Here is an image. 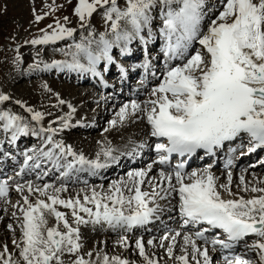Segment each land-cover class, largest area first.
Instances as JSON below:
<instances>
[{"label":"snow or ice","instance_id":"1","mask_svg":"<svg viewBox=\"0 0 264 264\" xmlns=\"http://www.w3.org/2000/svg\"><path fill=\"white\" fill-rule=\"evenodd\" d=\"M46 7L55 11L58 6ZM98 9L104 24V31L99 32L91 24ZM33 14L39 22L48 12L36 15L33 10ZM73 14L76 27L68 26L69 18L63 16V23L56 20L48 30L40 29V36L25 42L45 45L70 40L58 49L66 59L43 63V67L91 73L105 87L103 73L110 65L119 69L121 79L127 76L114 49L125 56L133 51L134 42L143 45L144 60L136 67L145 69L140 81L145 86L144 99L124 102L108 125L116 128L129 120L143 121L154 142H132L130 150L121 152L105 138L97 141L99 150L89 158L55 139L70 126L75 112L71 103L67 104L69 112L57 117L58 126L50 121L47 128L41 125L37 131L32 127L31 134L44 139L39 148L23 153L16 175L50 163L59 176L43 184L31 180L14 184L23 201L12 205L19 209V216L15 211L13 216L20 238L12 240L11 250L7 243L0 244V264H136L126 257L109 256L102 249L95 251V259L92 251L82 254L80 225L106 224L113 231H127L159 219L165 208L178 213V227L166 228L146 243L141 236L135 237L141 264H159L156 255L148 251L156 247L165 248L172 264H212L209 246L212 252H220L223 264H264V178L245 181L241 175L233 191L231 170L220 183L211 164L187 171L186 161L170 162L174 154L191 157L198 150L214 157L227 144L225 155L231 165L238 148L249 153L264 149V0H215L211 6L208 0H123L122 4L118 0H76ZM157 37L164 57L159 72L152 64L156 58L148 54V45ZM41 63L30 67L39 68ZM150 68L155 82L147 87ZM10 99L0 93V102ZM57 102L66 103L59 94ZM15 103L30 113L36 125L41 124L44 113L20 100ZM0 121L3 131L11 133L10 143L30 131L24 117L9 110H0ZM145 148L155 152V159L112 180L107 189L86 185L75 195H61L74 174L96 175L120 155L138 156ZM156 166L157 175H150ZM47 175V171L38 173L36 180ZM12 186L0 180V199L5 204ZM7 227L13 229L11 224ZM210 232L213 234L208 235ZM247 237H253L251 243ZM178 240L179 254L175 251ZM115 243L129 247L126 237ZM237 247L242 251L236 252Z\"/></svg>","mask_w":264,"mask_h":264},{"label":"rangeland","instance_id":"2","mask_svg":"<svg viewBox=\"0 0 264 264\" xmlns=\"http://www.w3.org/2000/svg\"><path fill=\"white\" fill-rule=\"evenodd\" d=\"M121 4L123 3V0H118ZM209 6H211L213 3H215V0H208ZM55 3L57 5V9L55 11H51L46 5H52ZM76 0H0V93H4L8 95L11 99L8 101H5V108L6 110H9L12 112L11 109H13L16 113L22 117H30V113L26 112L24 108H22L20 105L16 104V100L22 101L25 105L32 107L34 110L40 111L44 113L42 120L44 121L42 125H46L50 121L58 122L57 117H62L66 113L69 112V109L66 107L58 104L57 102V89H62V86H69L66 84H63L64 82L60 83L56 79V75L54 71H51L50 77H45L47 79H36L29 82H19L18 79H20V76L22 73H25L26 71H29L32 69L30 67L31 65L37 64L36 62H42L43 63H51L53 60H64L66 57L63 55L61 51L58 49L65 47L68 42L70 43V40H62L57 41L56 43H49L45 45H32L31 43H26L25 41H31L33 38L40 36L42 33L39 31L40 29H47V26L49 24H52L54 26V21L60 20L61 23H63V20L61 19L63 16H67L69 18L70 24L68 26L70 27H76L77 26V17L73 14V8L75 6ZM33 10H35L36 15H42L45 12H48V15L43 16V18L36 22L34 19ZM91 24L97 29V31H104V24L102 16L100 15V10L93 14L91 18ZM79 32V29H78ZM87 33L85 32V35ZM19 57V59H17ZM46 59V60H45ZM18 70V71H17ZM22 70V72H21ZM26 70V71H25ZM33 70V69H32ZM31 71V70H30ZM34 71V70H33ZM18 72V74H17ZM21 72V73H20ZM36 72V70H35ZM53 75V76H52ZM14 76V77H12ZM53 78V79H52ZM52 79V80H48ZM62 81V80H61ZM75 82V81H74ZM45 85H47V90L45 88ZM85 86L78 87V90L85 89ZM84 93V92H83ZM81 94V97L83 95ZM90 95V94H89ZM96 94L90 95L88 97L85 96L84 100L92 97H96ZM59 98L63 99L62 96ZM87 98V99H88ZM93 99V98H92ZM65 100V99H63ZM85 102V101H84ZM83 103H81L82 105ZM111 103L106 102L105 106L106 110H109L110 112L107 113L109 117H112L114 112L120 108H113ZM85 106V107H84ZM83 112L86 111H92L95 110L99 104L92 103V101L88 100V105L86 107V104H84ZM100 107H102L100 105ZM110 107V108H109ZM64 110L62 111V109ZM112 109V110H110ZM84 113H81L84 115ZM105 112L95 115L94 119L90 122L91 125L95 124L96 128L93 131H89L88 134L85 136H91V138H97L101 135L105 134L104 131L107 126L106 120H104V114ZM106 114V115H107ZM82 115V116H83ZM55 117V118H54ZM31 118V117H30ZM53 119V120H52ZM34 122V121H33ZM35 123V122H34ZM137 125V123H136ZM80 129L75 130H69L68 133L71 135L68 140L69 142H74L77 136L73 135H80L79 133ZM99 135V136H98ZM59 134H57L55 139H60ZM74 137V138H73ZM112 138V137H111ZM38 139V136L32 135L29 137V141H34ZM119 140V139H118ZM117 142V141H116ZM121 139L117 142L120 143ZM32 142H29V144L26 143V146L28 149H33ZM112 144L115 143V141L111 142ZM83 150V151H82ZM85 153L84 155L93 158L95 154L86 153V148L78 146V152ZM48 172V170H46ZM43 171H40L42 173ZM45 172V171H44ZM256 176H261L258 172H252ZM58 173V172H57ZM126 173L120 172L116 178H121L125 176ZM115 178V179H116ZM264 178V177H259ZM56 178L53 177V180L56 181ZM111 182V180H108L107 182L103 184H93L92 186H100L103 185L105 189H107L108 183ZM35 183H41V181H35ZM89 185V184H87ZM91 185V184H90ZM69 187V188H74ZM97 189H99L97 187ZM8 203L3 204L4 212L2 210V213H0V244L7 243L9 249L11 250L12 240L16 239L19 241L20 238V232L17 230V219L13 216V210L12 205L17 203V201H20V203H23L21 198L18 196L12 197V195H9L7 197ZM31 199H34L31 197ZM3 200H0V202ZM17 216H19L18 213H16ZM11 224L13 226L12 230H8L7 226ZM15 224V225H14ZM84 229V228H83ZM87 233L82 232V242H83V249H91L93 252V255H95V251L99 249V247H96L97 245H102L100 241H104L103 244L106 243L105 248H103V252L107 253L109 256H112L116 254L113 252L112 249H109V245L111 241H117L120 237L124 236H106L105 235H99V237H91L90 235L86 234H92V225H87L86 227ZM158 235L151 236V237H158ZM110 240V241H109ZM130 243H132L130 248L127 249V251H123L125 253L126 257H129V260L135 261L136 256V250L133 249L134 241H131L129 239ZM134 240V239H132ZM146 241V240H145ZM85 242V243H84ZM250 243V241H248ZM167 245V244H166ZM84 251L82 252V254ZM156 255V254H155ZM159 256V255H158ZM93 259L96 257L92 256ZM87 258V257H86ZM159 258V257H158Z\"/></svg>","mask_w":264,"mask_h":264},{"label":"bare ground","instance_id":"3","mask_svg":"<svg viewBox=\"0 0 264 264\" xmlns=\"http://www.w3.org/2000/svg\"><path fill=\"white\" fill-rule=\"evenodd\" d=\"M76 38L77 39H79V32H78V30H77V33H76ZM69 43V42H68ZM71 43V42H70ZM135 45H136V43L134 42L133 43V45L131 46L132 47V49H133V51L131 52V54H129V56L131 57H133L136 53H137V50H136V47H135ZM114 50H116V49H114ZM46 60V59H45ZM36 63H40V62H36ZM50 64V63H49ZM38 70V71H41V73H39L38 75L36 74L35 76H30L29 78H26V77H23L22 75H24V74H27V73H31V72H33V70ZM32 69H30L29 71H26L25 73H22L21 75H19L20 76V79H18V81L19 82H22L23 84H24V82H29V81H32V80H36V79H40V80H42V79H47V78H45V77H49V78H51L50 77V75L48 74L47 75V73L49 72V69L50 68H47V69H45L44 67H43V65H41L39 68H37V67H32ZM56 69V68H55ZM57 70V69H56ZM18 71V70H17ZM59 72H61V73H63V74H66L65 75V77H63V76H61V77H59V80H58V82H60V83H62V82H64L63 84H66V85H69V86H62V89H57V92H59L60 93V96H62V98L63 99H65L64 101H66V103L65 104H63L62 106H64V107H66L67 109H68V107H67V104L68 103H71L73 106H74V108H75V112L72 114V116H71V118H70V126L69 127H67V128H65V129H63V130H61V131H59L58 132V134H59V138L60 139H57V140H62L65 144H68V145H71L75 150H77L78 151V146H80V147H84V148H86V153H91V154H95L96 153V151H98L99 150V145H98V143H97V141H101V142H103L104 140H105V138L108 140V141H115V143L113 144L115 147H117V148H119L120 150H121V152H123V151H126V150H130L131 149V147H132V142H136V143H138L139 141H141V140H145V139H151V137H149L148 135H147V131H148V126H147V124L145 123V122H143V121H138V120H129V121H127L123 126H117L116 128H111L109 125L107 126V128L109 129L105 134H103V136L101 135L100 137H95V138H91V136L89 137V136H85L86 135V131L84 132V129H81V131H80V133H82V134H80V135H73L74 137L75 136H77L76 137V139L74 140V142H69V140H68V138L71 136V135H69V133H66V131L67 130H69L70 128H72V127H75L76 125H78L79 127H85V126H87V129H89V122H91V120L92 119H94L96 116L95 115H98L99 113H100V110L99 109H95V110H92V111H86L85 113L82 111L83 110V106H84V104H86V107H87V105H88V100H90V101H92V103H94V102H98V103H100V104H103V102L104 101H106V99H103L102 97H100L99 99H85L84 100V98H85V96H87V94H89V91L87 90V88H85V89H80V91L78 90V87L76 86L77 84H79L78 83V81H77V83L76 84H74L73 82H70V79H71V76H73V77H76V76H81L82 78H84V76L85 75H87L88 73H78V72H75V71H69V70H67V69H63V70H58ZM57 71V73H59ZM21 72H22V70H21ZM20 72V73H21ZM17 74H18V72H17ZM60 74V73H59ZM68 75H71L69 78L67 77ZM12 77H14V76H12ZM61 78H64V81H61ZM53 79V78H52ZM52 79H48V80H52ZM57 79V78H56ZM66 80H68L67 82H66ZM79 80V79H78ZM52 81H55V79L54 80H52ZM92 91V93H93V90H91ZM84 92V93H83ZM58 93V94H59ZM83 93V95H82V97H81V94ZM142 99H144V98H142ZM85 101V102H84ZM81 103H83L82 105H81ZM6 103L5 102H0V110H6V108H5V105ZM85 107V106H84ZM12 110V112L14 113L15 111L13 110V109H11ZM64 110V108L62 109V111ZM19 112V111H18ZM18 112H16V114H18ZM81 113H84V115L83 114H81ZM19 115V114H18ZM83 115V116H82ZM95 116V117H94ZM31 117V116H30ZM28 118V117H24V119H25V122H27L28 124H29V126H30V131H29V133L28 134H20L16 139H17V141H16V143H15V147L13 148V150L15 149V148H21L22 147V144L24 143V139H26L28 136H30L31 135V128L32 127H36L37 128V131L39 130V127L42 125V124H45V123H43L44 121L43 120H41V124L40 125H36V123H34L32 120H31V118ZM55 118V117H54ZM111 119H113V117H111L110 119H107V121H109V120H111ZM53 120V119H52ZM107 121H105V122H107ZM54 122V121H53ZM0 123L2 124V121H0ZM136 123H137V125H136ZM58 124H59V121L58 122H54L53 124H52V126H54V127H56V126H58ZM44 128H47V127H49V123H47L46 125H42ZM88 132V131H87ZM99 136V135H98ZM43 137V136H42ZM73 137V138H74ZM112 137V138H111ZM56 138V137H55ZM44 139V137L42 138V140ZM121 139V142L120 143H117L119 140ZM42 140L41 141H39V143H37L38 144V146H36V148H39L40 147V145H41V143H42ZM117 141V142H116ZM7 145H8V143H7V140H4L3 141V144H2V146L4 147V148H7ZM13 150H11L12 152H14ZM145 150H147V148H145L143 151H145ZM83 151V150H82ZM142 151V152H143ZM85 154V153H84ZM142 154V153H141ZM140 154V155H141ZM90 155V154H89ZM140 155H138V156H140ZM123 156L124 155H120L119 156V158H118V160L116 161V162H113V163H110L109 164V166L107 167V168H104V169H101V170H99L100 172H103V177L104 178H106L107 177V174L109 173V172H107L106 170L107 169H112V168H114V165L116 166V167H121L122 166V164H121V162L122 161H124V159H122L123 158ZM2 157V155L0 156V158ZM264 158V157H263ZM148 164V163H147ZM147 164H143V167H145ZM43 165V164H42ZM42 165H41V167H42ZM140 167H142V166H140ZM156 168H157V166L156 167H154L153 168V170H152V172L150 173V175H152V176H156L157 175V171H156ZM51 170L52 171H54L55 169L54 168H52L51 167ZM116 172V173H115ZM110 173H115V174H118V171H115V170H111V172ZM154 173V174H153ZM215 174V173H214ZM241 175H243L244 176V178H245V181H253V179H254V177L256 178V179H260L259 177H257V176H255V175H250V174H248V172L245 174V172H240V173H233V175H232V190L233 191H236L237 190V186H238V184H239V178H240V176ZM218 178H219V181L218 182H220V183H223V182H225L226 181V176H227V174H224V175H216ZM102 177V178H103ZM261 177H263V176H261ZM50 178H51V175L49 174V175H47L43 180H45V182H48L49 180H50ZM108 178H110V180H114L112 177H108ZM89 183L90 182H92V181H89V180H87ZM17 182H19L18 181V179L17 178H14L11 182H10V184H15V183H17ZM59 182V181H58ZM78 186H80V187H78ZM82 187H84V186H82V185H79V184H77V188H73V189H69L68 188V190L65 192V193H62L61 195L63 196V197H68V196H70V195H75L76 194V191L77 190H79L80 188H82ZM12 190L9 192V193H13V195H21L20 193H18L16 190H15V187H14V185L12 186V187H10ZM97 190H99V189H97ZM243 194V193H242ZM20 198V197H19ZM33 198L35 199V197L33 196ZM33 199V200H34ZM22 200V199H21ZM161 204H164L165 202L164 201H161L160 202ZM4 206H5V204H4ZM59 207V210H61V211H65V212H68L69 210H67V209H64L62 206H58ZM2 210H3V203L2 202H0V213H2ZM5 210V209H4ZM14 210V209H13ZM172 211H169L167 208H165L161 213H160V218L159 219H157V220H153L152 222H150V224L151 223H155V224H157V225H159L160 227L161 226H163L164 224H165V222L166 221H168V220H170V218H172V219H175V220H178L179 219V217H178V213L176 212V211H174V213L172 214L171 213ZM16 213H19V209L17 208L16 209ZM49 222L50 223H52V220H51V218H50V220H49ZM15 225V224H14ZM17 225V224H16ZM86 226V224H84V225H80V231H81V234H82V232H85V230L83 229L84 227ZM171 228H177V226L176 225H172V227ZM8 230H9V228H7ZM17 229H19L18 227H17ZM19 230H17V232H18ZM139 234L141 233V232H138ZM99 233H93L92 235H91V237H89V238H92V237H99ZM128 236H130V237H127V239L128 238H130L131 240H132V235H129V234H127ZM146 235L147 234H145L144 233V236L142 237L143 238V240L145 241H147V238H146ZM136 236H138V234H136ZM94 237V238H95ZM251 239L250 241L252 242V239H253V237H248V239ZM110 241V240H109ZM128 241H130L129 239H128ZM146 241H145V243H146ZM250 242V243H251ZM85 243V242H84ZM198 243H201V242H199L198 241ZM132 243H130L129 242V247L128 248H130ZM166 244H167V241L165 242V247H166ZM105 245H106V243L105 244H102V245H97L96 247H99V249H102V251H103V248H105ZM133 246V249H135L134 248V244L132 245ZM127 248V249H128ZM146 248H147V245H146ZM109 249H112L113 250V252H115L116 254H114V255H119V256H122V257H126L125 256V253L123 252V251H127V249H125V248H123V247H121V246H119L118 244H116L115 243V241L113 240V241H111V243H110V245H109ZM88 252V251H91V249H87V250H84V249H82V252ZM148 251L150 252V253H154V254H156L157 255V258H158V261H159V264H172V260H170L169 258H168V256H167V253H166V251H165V248H161V247H156V248H154V249H148ZM175 251H176V253L177 254H179V240H178V242H177V247H176V249H175ZM238 252H241V250H239ZM218 252L216 251V252H212L211 251V248H209V254L212 256V260L216 257H218V254H217ZM159 255V256H158ZM94 257H95V255H93ZM134 256H136V258L137 259H135V262H136V264H141V258L139 257V254H138V252L136 251V253H135V255ZM93 258V257H92ZM127 259H129V257H126ZM223 264V263H222Z\"/></svg>","mask_w":264,"mask_h":264}]
</instances>
